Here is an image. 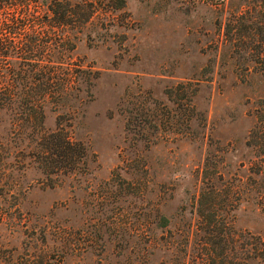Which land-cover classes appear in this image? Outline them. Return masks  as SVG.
Instances as JSON below:
<instances>
[{
  "label": "rangeland",
  "instance_id": "374dc122",
  "mask_svg": "<svg viewBox=\"0 0 264 264\" xmlns=\"http://www.w3.org/2000/svg\"><path fill=\"white\" fill-rule=\"evenodd\" d=\"M87 1L89 19L60 29L90 82L43 121L85 162L46 174L0 114V264H231L209 203L231 260L259 264L236 237L264 235V0Z\"/></svg>",
  "mask_w": 264,
  "mask_h": 264
},
{
  "label": "trees",
  "instance_id": "16d2710c",
  "mask_svg": "<svg viewBox=\"0 0 264 264\" xmlns=\"http://www.w3.org/2000/svg\"><path fill=\"white\" fill-rule=\"evenodd\" d=\"M91 14L87 0H0V114L9 113L10 134L25 140L22 152L46 174L81 168L87 155L85 145L72 139L61 124L46 129L43 121L48 100L61 105L68 96L76 97L79 83L90 82V71L66 53L74 42L60 28L77 18L87 21ZM259 131L264 136V129ZM10 154L9 147L0 141V169ZM260 160V168L254 172L264 177V160ZM213 193L210 186L200 196ZM204 209L214 214L213 226H220V230H212L210 244L222 261L245 264V250L264 264V235L251 234L248 242L239 232L236 241L243 253L232 261L228 251L235 239L229 221L211 203Z\"/></svg>",
  "mask_w": 264,
  "mask_h": 264
}]
</instances>
